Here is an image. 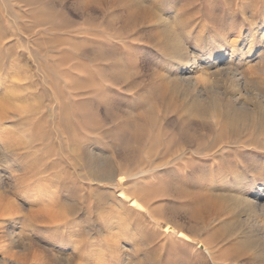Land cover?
Here are the masks:
<instances>
[{"label": "rangeland", "instance_id": "1", "mask_svg": "<svg viewBox=\"0 0 264 264\" xmlns=\"http://www.w3.org/2000/svg\"><path fill=\"white\" fill-rule=\"evenodd\" d=\"M166 23L193 55L225 48L231 68L264 91V0H0V79L19 80L5 88L18 89L13 102L33 112L23 109L3 127L36 142V203L70 221L37 228L38 245L51 257L264 264L263 237L238 231L250 217L214 199L237 195L241 184L245 196L264 204V124L251 119L232 128L215 111L206 116L190 106L216 98L227 83L206 76L198 56L203 64L192 70V85L164 82ZM4 150L0 188L8 191L14 164L27 166L10 162ZM28 200H19L23 212ZM85 221H119V233L122 221L132 222L118 259L104 230L88 231ZM21 224L24 233L29 221Z\"/></svg>", "mask_w": 264, "mask_h": 264}, {"label": "bare ground", "instance_id": "2", "mask_svg": "<svg viewBox=\"0 0 264 264\" xmlns=\"http://www.w3.org/2000/svg\"><path fill=\"white\" fill-rule=\"evenodd\" d=\"M171 30L172 29L167 23L164 24L160 30L163 49L168 53V55H170L168 58L170 64L167 66L169 69L166 67V69L163 70L164 73L161 74V78L164 82L174 88L185 84H191L193 80L196 79L192 76V70L198 66L202 67L203 64L201 62L198 63V56L199 60H205L204 66L207 67L208 71L210 70L206 76L223 77L226 78L227 83L222 92L218 91L219 93H217L216 98H208L210 101H206V98L202 100L195 99L191 101L190 106L194 109H200L203 112L207 109L215 111V113H217L219 117L222 116L226 124L232 128H237L243 122L247 120L250 121L251 119L259 120L261 124H264V91L261 90L254 82L248 80L245 75L237 71L235 72L231 68V63L229 62L230 60L224 58L230 53L227 54L225 48H218L215 51L213 50V52L211 49L208 50V54L203 56L199 54L195 55L196 53L192 51L195 53L193 55L192 53L187 52L185 43L179 38V36L171 33ZM210 40H213V37ZM233 44L234 43L231 45ZM211 55H213V58ZM7 84L18 86L20 81L14 79H11L10 81L0 79V146L2 148H6V150H4V155L7 156L9 161L12 160L10 162L20 163L22 161V163L27 166V170H22L17 167V164H14V167L16 168L11 175V181L13 180L16 182L13 183L12 181L13 189L6 191L1 190L0 188V264H83L81 263L83 258L81 254H73L65 259L60 258V256L51 257L47 250L38 245L39 240L36 235L37 232L40 231V229L37 230L39 225L48 227H51V225L67 226L66 224L70 221H67V215L65 213L61 214L59 211H55L56 208L55 210L52 208L43 209V207L39 208L36 203V199L34 197L38 192L35 188L37 174L35 172L36 168L32 163H34L36 158L35 150L37 145L36 142L33 141V138L31 139L29 137L26 139L24 136L19 135L16 130L3 127L5 120L9 119L15 113L19 112L20 114V111L24 109L12 100V98H15L16 100L18 97V94H15V92L12 91L16 88L8 90V88H5ZM8 85L6 87H8ZM16 90L18 91V89ZM225 100H227V102ZM28 111L29 113H33L30 109ZM207 112H204L205 115ZM198 113L200 112L198 111ZM100 174L101 173H99V171H94L92 176L95 180L103 181ZM237 187H245L243 188L245 190L237 192V195L231 194L225 196L224 194L223 196L219 195L215 196L216 198H213L216 200L218 198L217 201L222 202L229 210L234 211L235 209H242L248 217L254 220L251 221L250 218H245L244 221H240L241 224L240 227H238V231H241V233L243 232V236H246L248 239L251 236L255 237V235H261L263 237L261 239H264V224L261 220V217L264 216V204H258L256 201H252L244 195V192L248 191L247 186L238 184ZM20 189H23V191L17 192ZM122 194L125 198H130L133 204H136L138 207L146 208V206L143 205L137 197L132 198L129 194L123 191ZM23 198L29 199L28 209L25 212H23V208L21 209L22 205L20 203ZM69 212H67V214ZM73 212L74 211H72V213ZM69 214L72 215L71 212ZM25 219L26 221H29V228L24 233H21L18 229L22 225V221ZM103 222L104 225H101L98 221H85V224L88 231L96 229L98 232H101L104 230V233L106 234L105 244L110 248L112 257L115 259L117 257L116 248L119 246V241L127 238V235L132 227V222L122 221L123 223L120 225L124 229L123 233H119V228L116 226L119 221ZM8 227L11 228L10 231H7ZM72 229L80 231L77 224H75ZM236 230H234V232H236ZM183 235V232L179 230V237ZM202 245L209 248L207 244ZM104 255L105 257L107 256V254ZM111 258L109 260H111ZM88 260L92 262L94 261V258H88ZM95 261L99 262L101 259L98 257Z\"/></svg>", "mask_w": 264, "mask_h": 264}]
</instances>
